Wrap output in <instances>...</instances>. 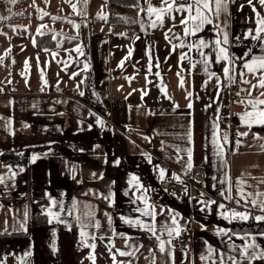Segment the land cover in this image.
<instances>
[{"label":"crops","instance_id":"1","mask_svg":"<svg viewBox=\"0 0 264 264\" xmlns=\"http://www.w3.org/2000/svg\"><path fill=\"white\" fill-rule=\"evenodd\" d=\"M160 2L152 0L156 6ZM71 3L76 4L81 14L74 13L66 0H35L36 7H32L33 0H16L15 4L0 0V16L11 17L0 21V33H3L0 34V57H4L0 63V89H3L0 91V153L9 150H30L31 153L28 163L11 166L16 173L14 178H10L12 174L0 162V175L5 177V182L0 183V258L6 257V264H19L18 258L31 252L27 257L30 264H92L87 259L92 250L79 244L76 220L79 215L87 222L84 214L89 211L101 224L98 231L88 229L98 237L93 253L95 264H113L112 254L116 264H152V252H155V264H173V261L174 264H205L200 256L209 245L227 253V237L217 235V229L233 230V224L245 222L229 223L222 219L218 205L245 211L243 201L240 205L235 202L239 199L237 180L246 182V192H264V183H261L264 180V131L255 130L262 127L260 125L250 129L242 126L237 115L245 108L236 101L246 93L241 92L240 96L236 93L249 87L239 82L242 61L236 60V83L218 90L213 79L205 87L208 77L202 67L191 69L187 60L181 62L180 53L187 49L173 50L172 44L179 42L172 39L170 43L165 39V33L173 27L172 20L166 18L163 27L152 28L147 15L138 7L124 5L116 9L119 21L112 23L109 0H71ZM138 3L146 7L144 0ZM252 3L264 15V7L258 0ZM37 7L49 15L39 19L41 13L37 12ZM101 12L107 20L98 19ZM53 16L66 19L53 20ZM68 20L80 25L79 29ZM254 20L255 13L248 0H228L227 13L221 15L218 23L228 25L227 47L235 57L247 51L238 45L236 37L244 38L246 31L255 27ZM41 24L47 26L41 29L45 32L43 36L36 32ZM175 25L174 32L182 35L179 14H176ZM14 26L16 31H13ZM132 30L135 32L130 34ZM54 32L62 35L53 40ZM198 35L206 40L215 38L211 25ZM73 36L77 39H68ZM250 42L253 47L254 42ZM77 45L81 46L83 55L69 51ZM9 48L11 51L5 56ZM253 52L259 54L257 48H253ZM190 55L199 58L195 52ZM149 57L151 73L148 72ZM61 61H67V67ZM85 63L89 65L87 70H84ZM181 69L183 88L177 76ZM211 70L227 84L223 80L222 64L213 63ZM41 71L46 85L41 80ZM73 73L79 74L70 79ZM245 78L256 82L251 75ZM88 79L93 84V98H88L85 92ZM161 81L167 86V95L161 91ZM81 91L83 96L79 94ZM142 91L147 93L143 99ZM260 91L264 89L252 94L259 95ZM189 102L191 108H188ZM228 104L232 121L221 123ZM217 117L219 133L227 132L229 139L223 158L214 155L211 143L212 125ZM97 118L103 121V126L97 123ZM233 124H237L236 129ZM189 128L191 143L187 138ZM238 132H248V135L238 136ZM189 147L192 149L190 171L186 167ZM33 155L37 156L34 162ZM156 165L167 170L165 178L172 177L173 173L204 172L206 194L194 199L189 193L162 189ZM130 175L139 177L149 189L146 195L157 211L174 209L180 214L177 220L184 230L179 236L186 234L189 246L179 244L177 236L172 241L171 256L167 251L160 253L158 242L149 232L121 219L140 218L150 222L149 217L136 211L144 205L136 200L141 193L128 184ZM226 179L232 185L233 200L225 199L228 183L221 181ZM49 195L62 201L66 210L75 200L77 209L72 215L65 211L63 222L49 223L45 214L50 206ZM201 201L216 203L207 205ZM25 209L28 211L26 231L20 227ZM248 210L253 216L262 214L251 206ZM106 213L112 218L111 226ZM34 216H46L48 224L33 223ZM168 220L169 214L165 211L164 215L157 216V227ZM261 231L264 230L247 232ZM100 236L104 239H99ZM53 239L56 252L51 248ZM257 243L264 247V239L258 237ZM111 244L114 247L110 254ZM137 247L139 251L133 255L120 256L117 252V249L131 252ZM255 264H264V261L258 260Z\"/></svg>","mask_w":264,"mask_h":264},{"label":"snow or ice","instance_id":"2","mask_svg":"<svg viewBox=\"0 0 264 264\" xmlns=\"http://www.w3.org/2000/svg\"><path fill=\"white\" fill-rule=\"evenodd\" d=\"M9 4H15L16 0H6ZM47 2V0H46ZM68 2L74 13L81 14L77 12L76 4H72L71 0H66ZM86 2V0H85ZM146 7L140 6L139 3L134 5L138 7L140 12H143L147 15L150 27L157 28L163 27L165 19H170L173 21V27L168 29V32L165 33V39L169 40L171 43L172 39L177 40L179 43L172 44L173 50L176 48L187 49V52L180 53V61L183 62L187 60L191 69H196L199 65L202 67L204 74L208 77V80L205 81V87L207 86L208 81L213 79L217 82L218 90H222L223 86H231L236 83V60L242 61V67L239 71L238 75L240 77L241 84L249 85L248 88H241L240 92H237L236 95L240 96L241 92H245L246 95L241 97L240 100L236 101V103L243 104L245 111L243 113H238L239 119L241 121V125L247 128H251L253 125L264 126V91H260L259 95L254 96L252 93L258 89H264V15L258 12L255 8V5L252 3V0H248L250 6L253 7V12L255 13L254 28H249L245 35V40H251L253 43V47L247 49V51L240 57H235L234 54H231L228 50L229 45V35L227 31V24L218 23L222 14L227 13L228 9V0H161L160 5L156 6L152 4V0H144ZM259 4L264 7V0H258ZM32 7H36L35 0H33ZM243 7V6H241ZM37 12H40L41 15L39 19L43 20L44 16L49 15L47 12L36 8ZM11 11V9H9ZM139 14V13H138ZM176 14L180 16V26L183 29V34L180 35L174 32ZM153 17H155L153 19ZM11 17H3L0 16V21L10 19ZM53 20L56 19H66L63 17H52ZM98 19L107 20V17L101 13H98ZM125 19V18H121ZM68 23L73 24V27L79 29L80 25L75 24L73 21L68 20ZM211 25L215 32V38L213 40H206L204 37L199 36L198 34L205 30V27ZM143 27V23L141 24ZM46 25L41 24L36 32L37 35L43 36L45 32L41 31V29L46 28ZM17 27H13V31H16ZM169 33H171V38L169 37ZM3 34V33H0ZM58 35H62V33H55L52 35V39L56 40ZM124 35V34H122ZM69 40L77 39V37H68ZM239 40V37H236ZM35 39H33V44L35 46ZM57 47H60V41H57ZM253 48H257L259 50V54L253 52ZM208 50V51H206ZM11 49L9 48L5 52V56L10 53ZM48 51V49H45ZM78 55H83V51L81 46L77 45V47L73 50ZM195 52L198 55V59H194L190 53ZM131 54V50L130 53ZM56 55V53H53ZM71 58V56H70ZM4 57H0V63H3ZM149 68L148 72L151 73L152 64L151 57H149ZM37 62L39 63V58H37ZM67 67V61H61ZM15 63V61H13ZM213 63L222 64V73L223 80L227 82L225 85L220 76L217 75L216 72L211 70V66ZM123 61H121V65ZM159 66L158 64L156 65ZM25 67H28V62L25 61ZM89 65L87 63L84 64V70H87ZM183 69L177 73V76L180 78L179 86L181 88L184 87V78L181 75ZM79 73H73L69 78L74 79L76 75ZM159 76V72L156 73ZM251 75L255 79V83L252 80L246 79L245 77ZM45 74L41 71V80L44 84H47L45 80ZM126 79H131L126 77ZM9 83L11 81L9 80ZM27 83V80H26ZM80 83H83L81 81ZM161 91L167 95L166 93V85L162 84L161 81ZM80 85L77 84V89H79ZM122 87V86H121ZM43 91V88L41 89ZM59 86H57V91H59ZM3 91V89H0ZM81 96L84 93L81 91L79 93ZM131 94V93H130ZM129 94V95H130ZM147 93L142 91L141 98L143 99V95ZM219 95V91L217 93ZM192 94L188 93V97ZM170 98V97H169ZM187 98V97H186ZM210 106V105H209ZM178 107V105H177ZM192 104L189 102L188 108H191ZM94 115V114H93ZM219 117H217V122H214L212 125V139L211 143L214 149V155H217L221 158L225 155V146L229 143L228 133L223 132L219 133ZM97 123L103 126V121L97 118ZM248 132H238V136H247ZM187 138L189 143L192 142V131L189 128V132L187 134ZM257 139H262L260 137H256ZM147 139V137H145ZM163 143V142H162ZM236 144L239 145L240 141L237 140ZM97 147H99L97 145ZM264 148V146H262ZM180 149H177L179 152ZM187 152V169L188 171L192 168V149L189 147L186 149ZM37 159V156L33 155L32 161L34 162ZM149 162H151V157H148ZM115 163L118 165L120 161L117 159ZM8 168V171L12 174L10 178H14L16 173L12 170L11 166H5ZM155 169L158 171V175L163 181L166 177V169L161 167L160 165H156ZM23 171V169H21ZM95 175V174H93ZM102 178V177H101ZM173 179H176L180 183L183 181L180 177L173 173ZM5 182V177L0 175V183ZM221 183H228L227 195H225V199L233 200L235 199L231 195L232 185L228 179L225 181H221ZM264 183V180L261 181ZM128 184L130 187L135 188L137 192H140L141 195L136 196V200L140 201L144 206L142 208H137L136 211L140 213L143 217H149V221H145L140 218L130 219L121 217L125 223L130 226L139 227L141 230L149 232L152 237L158 242V249L160 253H165L166 251L171 256L172 254V241L177 236H179L180 232L184 230L183 226L179 224L177 217L180 216L178 212L174 209H163L157 211L155 204L149 202V198L146 195L149 189L145 188L141 183L139 177L135 175H130ZM246 182L243 180H237L236 182V192L239 199H235L237 205L241 204L243 201L245 211H238L236 209H229L225 204H219L218 208L220 209L219 215L222 219L227 220L229 223H232L233 220L247 222L249 219L255 220L256 222H264V192L257 191L255 193H249L245 191ZM250 187V186H249ZM187 192V189H185ZM203 195V193L201 194ZM224 195V193H222ZM50 200V206L45 210V214L49 217V223H60L62 221V214L67 211L68 215H72L73 212L77 209V203L73 200L72 207L70 209H65L63 202H58L56 199H53L50 195L48 196ZM108 199V197H105ZM135 202V201H134ZM207 205L215 204V201L204 202ZM249 206L252 208H258L261 215L253 216L252 213L248 210ZM89 207V206H86ZM167 211L169 214V220L160 223L159 227H157V216L164 215V212ZM106 215H108L106 213ZM24 220L21 222L20 227L22 230L26 231V222L28 217V211L25 209ZM87 219L82 220L79 215L76 216V220L79 226V244L81 247H88L92 250L90 252L87 259L92 261V264H95V256L94 251L96 248L95 241L97 240V236L90 233L88 229H96L97 231L101 228V224L99 220L95 219V215L93 212L89 211L84 214ZM182 218V217H181ZM108 224L111 226L112 218L108 215ZM203 227V225H202ZM123 235V234H121ZM217 235H221L222 237H227L226 244L228 246V252L217 250L209 245L206 249V253L201 254L200 259L205 262V264H255L256 261H264V247L257 243V238L264 239V231L258 233L251 232H237L231 229L218 228ZM53 237L55 238V232H53ZM166 237V238H165ZM235 237V239H233ZM99 239L103 240L104 237L100 236ZM127 239V238H126ZM235 240L242 241L241 244H236ZM91 241V243H90ZM114 247V244L109 246V252L111 254V248ZM127 247V245H126ZM139 247H142L140 245ZM139 247L134 248L133 251H122L117 249V252L120 256H129L133 255L135 251H139ZM51 248L53 252L57 251L55 239L51 244ZM152 264H155V252H152ZM31 255V252H26L24 256L19 257V264H30V261L27 260V257ZM113 264H116V257L112 254ZM0 264H6V257L0 258ZM123 264V262H121ZM174 264V261H173Z\"/></svg>","mask_w":264,"mask_h":264},{"label":"built area","instance_id":"3","mask_svg":"<svg viewBox=\"0 0 264 264\" xmlns=\"http://www.w3.org/2000/svg\"><path fill=\"white\" fill-rule=\"evenodd\" d=\"M238 45L241 48L248 49L251 46L250 40H245L244 38H240L237 40ZM85 92L88 98H93V84L90 79H88L85 83ZM227 112L220 118L221 123L231 122L232 121V115L230 113L231 106L228 104L226 106ZM233 128H237V124H233ZM180 179L183 181V183H180L176 179H173L172 177L165 178L160 186L162 189L165 190H172L179 193H189L194 199L201 198L206 194L205 188H204V182H205V174L204 172L200 171L195 173L194 175H182L178 174ZM185 189H187V192H185ZM203 193V195H201ZM178 243L189 246L190 241L188 239V236L186 234H182L178 238Z\"/></svg>","mask_w":264,"mask_h":264},{"label":"trees","instance_id":"4","mask_svg":"<svg viewBox=\"0 0 264 264\" xmlns=\"http://www.w3.org/2000/svg\"><path fill=\"white\" fill-rule=\"evenodd\" d=\"M138 3V0H109V11H110V19L112 23L114 21H119V15L117 13V8L119 7H135ZM138 26V25H137ZM135 32L134 30L130 31V34ZM142 34V33H141ZM40 38H38L39 40ZM41 45V43H40ZM54 43H52L50 46L52 47ZM256 131H264V126L255 128ZM30 150L20 151V150H9V151H2L0 153V162L3 164H26L28 163V160L30 158ZM33 223L36 224H48V220L46 216H34L33 217ZM232 229L234 231H260L264 230V222H256L255 220H249L245 223H235L232 226ZM75 234V230H74Z\"/></svg>","mask_w":264,"mask_h":264},{"label":"rangeland","instance_id":"5","mask_svg":"<svg viewBox=\"0 0 264 264\" xmlns=\"http://www.w3.org/2000/svg\"><path fill=\"white\" fill-rule=\"evenodd\" d=\"M6 165H7V166H8V165H9V166H14V165H10V164H5L4 166H6ZM11 168H13L12 170H14V167H11Z\"/></svg>","mask_w":264,"mask_h":264}]
</instances>
